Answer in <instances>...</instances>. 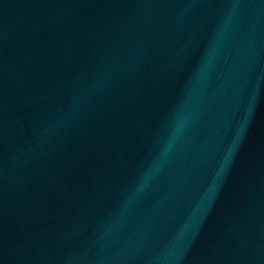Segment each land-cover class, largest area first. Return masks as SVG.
<instances>
[{
	"label": "water",
	"instance_id": "obj_1",
	"mask_svg": "<svg viewBox=\"0 0 264 264\" xmlns=\"http://www.w3.org/2000/svg\"><path fill=\"white\" fill-rule=\"evenodd\" d=\"M0 264H264V0H0Z\"/></svg>",
	"mask_w": 264,
	"mask_h": 264
},
{
	"label": "clouds",
	"instance_id": "obj_2",
	"mask_svg": "<svg viewBox=\"0 0 264 264\" xmlns=\"http://www.w3.org/2000/svg\"><path fill=\"white\" fill-rule=\"evenodd\" d=\"M152 173H146L144 178L142 179V181L140 182V184L137 186L136 191L124 202V204L121 206L119 213L117 214V216L114 218L113 221V227L118 226L123 219L125 218V216L127 215V213L129 212L134 200L136 199V197L143 192V190L145 189V187L147 186L149 180L151 179ZM111 230V228L109 229Z\"/></svg>",
	"mask_w": 264,
	"mask_h": 264
}]
</instances>
